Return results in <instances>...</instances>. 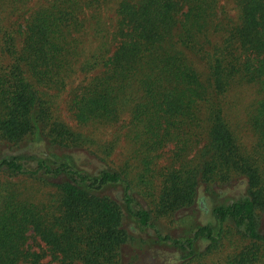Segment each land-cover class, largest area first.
<instances>
[{
	"label": "trees",
	"instance_id": "16d2710c",
	"mask_svg": "<svg viewBox=\"0 0 264 264\" xmlns=\"http://www.w3.org/2000/svg\"><path fill=\"white\" fill-rule=\"evenodd\" d=\"M117 125L98 146L86 130ZM0 174L54 189L0 179V264H126V245L163 243L191 262L230 232L245 247L216 264H264V0H0ZM131 179H162L159 194L148 205ZM233 179L246 193L216 204V222L161 231L202 184Z\"/></svg>",
	"mask_w": 264,
	"mask_h": 264
},
{
	"label": "rangeland",
	"instance_id": "374dc122",
	"mask_svg": "<svg viewBox=\"0 0 264 264\" xmlns=\"http://www.w3.org/2000/svg\"><path fill=\"white\" fill-rule=\"evenodd\" d=\"M233 1V0H231ZM86 76H81V78L75 83L78 85L84 84ZM68 99V93H64L61 98L62 109L64 108V103ZM63 117L74 127H76V122L71 120L68 117L67 110H63ZM242 124V123H241ZM240 131L243 133L250 132L247 124H242L238 126ZM119 125L113 127H89L86 128L88 133L95 138L98 146V142L103 143L107 142V140H112L115 136V132L118 130ZM243 128L247 129L243 131ZM95 146H93L90 150H95ZM127 143L125 140H122L120 144H118L116 148V152L114 154L115 162L120 165H124L127 155ZM174 146L173 144H169L160 154L158 164L155 166L156 168H163L165 166H169L172 162V150ZM43 151L47 153H51L48 149L43 147L34 148V150H25V153H35L36 151ZM87 149H82L76 151L80 160L85 164V166L89 169H94L97 166H100L103 162L100 158L94 154L92 151ZM119 165V166H120ZM0 179H21V181H17L22 188H24L27 192L30 187H33L38 195L42 193V197L49 195L54 189L53 187L41 185L35 181L23 180V179H34L29 176H9L8 174H0ZM137 181L136 184H139V193L138 195L142 198L147 204V200L152 201L154 195L159 194V189L161 185L162 179H131ZM154 183L153 185L151 183ZM247 189V183L245 179H233L227 184H223L221 186L216 187L213 191L207 190L203 184L200 187L199 195L197 199V203L194 206L189 208H181L176 211L173 215L169 217H163L160 219L159 225L160 229L163 233H168L174 237H184L188 234V230L191 227L196 225H204L208 223L216 222L215 217L212 214V209L216 204L226 203L231 200L240 198L244 196ZM44 196V197H45ZM149 205V204H148ZM263 228H264V217H263ZM33 233L30 234V236ZM34 238V237H33ZM30 238L28 243L30 245L37 246L39 243L44 247L45 243L41 241L39 238ZM225 245L221 247L219 250H216L211 255L202 256L199 260L195 261H184L182 255H184V251L180 250L177 246L173 244L163 243L160 245H155L150 247L149 249H145L146 246L141 245L139 247L126 245L124 247V260L126 264H216L222 260H225L226 256L230 253L235 252L236 250H241L245 247V241H243L240 235H237L234 232H230L227 239L225 240ZM208 244L206 242L200 243L201 249L207 248ZM37 249V248H35ZM137 253H142L141 257L138 256ZM126 254V256H125ZM51 260V256L48 255L45 258V261Z\"/></svg>",
	"mask_w": 264,
	"mask_h": 264
}]
</instances>
